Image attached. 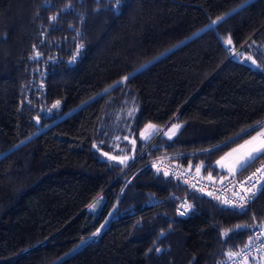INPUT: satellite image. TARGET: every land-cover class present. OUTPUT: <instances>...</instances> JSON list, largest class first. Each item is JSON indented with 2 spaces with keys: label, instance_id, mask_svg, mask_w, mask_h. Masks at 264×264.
<instances>
[{
  "label": "trees",
  "instance_id": "obj_1",
  "mask_svg": "<svg viewBox=\"0 0 264 264\" xmlns=\"http://www.w3.org/2000/svg\"><path fill=\"white\" fill-rule=\"evenodd\" d=\"M115 4L0 0V264H217L264 226V191L244 211L193 191L179 217L187 186L152 165L223 178L216 161L264 126V0ZM237 225L253 227L221 236Z\"/></svg>",
  "mask_w": 264,
  "mask_h": 264
},
{
  "label": "built area",
  "instance_id": "obj_2",
  "mask_svg": "<svg viewBox=\"0 0 264 264\" xmlns=\"http://www.w3.org/2000/svg\"><path fill=\"white\" fill-rule=\"evenodd\" d=\"M49 61L54 62V60H49ZM43 86H44V81L42 80L39 82V87L43 88ZM55 103H53L51 107L48 108L40 107L38 109V113L43 112L45 115H48L49 112H51V110L60 107L59 104L58 107L53 108V105ZM152 165H155V167L154 166L153 167L156 172H157V168L160 169L159 173L162 174H164V172L167 171L169 172L168 177H171L172 179L177 180L180 183L187 186L186 193L180 196L175 195L174 197L176 199H171L173 203L177 204L176 210L183 201L186 200L188 202L187 194L193 191H197L200 194L211 198L219 197V199L222 201L225 199H231L235 203H239L240 201L238 195L234 196L233 193L235 192L242 195L244 189L252 188L257 180H261L262 178H264V155H259L258 158H256L254 161L249 162L242 169L237 168V171L235 172L234 175H231L229 173L225 177L220 179L218 178L215 179L214 177H211V179H209V177L202 176L199 172L193 171L189 167L181 166L174 161L164 158L156 159ZM257 169H260V171H257ZM250 177L251 179H249ZM185 181H187V183H185ZM193 185L195 187H193ZM209 193H212V195H209ZM258 193L259 192H257V194ZM257 194L251 201H249L246 209L250 206L251 202L256 198ZM237 210L244 211L240 209ZM177 215L179 217H183L180 216L178 212ZM261 231H264V226L259 223H256L252 228V240L251 242L247 243L248 247L247 248H245V246L241 247L238 251H236L241 254L233 259L227 258L225 261L226 264H246L251 259H256L264 256V236H260L259 239L256 238L257 236L260 235Z\"/></svg>",
  "mask_w": 264,
  "mask_h": 264
},
{
  "label": "snow or ice",
  "instance_id": "obj_3",
  "mask_svg": "<svg viewBox=\"0 0 264 264\" xmlns=\"http://www.w3.org/2000/svg\"><path fill=\"white\" fill-rule=\"evenodd\" d=\"M248 0H244V3L247 4ZM122 4V0H116V4L113 5L114 8H117L119 7L120 5ZM233 12L236 11V9H233L232 10ZM227 15V14H225ZM50 20H55V17H49ZM224 19V16H219L216 18V20H213L211 21V24L212 25H216L219 21L223 20ZM225 44L226 45H231L232 44V40L231 38L229 37L226 41H225ZM83 48V44L82 43H78L76 44V52L73 54L72 58H71V61L70 62H74L77 58V56L79 55V52L80 50ZM40 54L39 53H36V56H39ZM247 61H251V63L253 65H256V61L252 59L251 56L249 57H246V62ZM258 67V65H256ZM142 68L144 67L143 65L141 66ZM132 77V74H128L127 76L123 77L122 80L123 81H127L128 79H130ZM120 82H117L116 85H112L110 87H115L119 84ZM105 92L108 91V89H105L104 90ZM60 104V101H56V103L53 105V108H56L58 107ZM133 111L134 110H130L128 115L129 116H132L133 115ZM261 122H257V125H259ZM182 127V125L180 124H173L172 127L164 133L165 136H167L169 138V140H171L176 132ZM146 128L148 129H153L154 131L156 132H159V129L155 128L154 125H147ZM242 132L244 134H246L247 130H242ZM261 137H264V132H259L257 133V136L255 137H252V140L251 141H245V145H252L251 147L248 148V150L243 154L241 155L238 159H236L230 166H227L228 167V170H229V173L231 175H234L235 172L237 171V168H244L250 161L258 158L259 155H264V139H259ZM147 135L145 134V132H141V139L144 140V139H147ZM124 139H127V137H124ZM259 139V142L258 143H253L255 141H257ZM103 143V142H101ZM132 144L133 146L135 147V140L132 141ZM93 147H96V145L94 144ZM215 147V146H214ZM241 147H244V146H241ZM207 151V150H206ZM235 151V150H234ZM105 156H108V159L109 160H117L118 158L115 157V156H109L108 153H104ZM129 160V157L128 156H124L123 158H120L119 159V163L121 164H126V162ZM223 161V158H221V160H218L216 161V164L217 165H220L222 168L226 167V165H224L222 163ZM155 167V165H153ZM200 167H204L203 164H201L200 166H198L197 170L199 171V168ZM160 169L157 168V172L159 173ZM257 171H260V169H257ZM164 176L167 177L169 176V172L165 171L164 172ZM209 179H211V176H209ZM251 179V177L249 178ZM185 183H187V181H185ZM243 183V182H241ZM193 187H195L193 185ZM202 191V189H201ZM259 191H264V178H262L261 180H257L256 183L253 185L252 188H247V189H244L243 190V194H239V193H233L234 196H237L239 197V203H235L233 200L231 199H225L222 201V203L224 205H228L230 207H234V208H237V209H240V210H244L246 209L247 207V204L249 203V201H251L255 195L257 194V192ZM209 195H212V193H209ZM216 199H219V197H215ZM171 199H176L175 197H171ZM90 208H95V205H91ZM177 212L180 216H187L189 215L190 213H193L195 212V208L192 204H189L186 200L183 201L179 207L177 208ZM111 215V214H110ZM103 227V225L101 226ZM253 227L252 225H237L235 226L234 229H231V230H225L224 232L221 233V236L223 237H228L230 236L231 234L233 233H240L241 231H243L244 229H247V228H251ZM101 231L100 228H98L96 230L95 233H92L93 236L97 235L99 232ZM164 233L161 232V235H163ZM260 236H264V231H261L260 232V235L257 236L256 238L259 239ZM252 238L249 237V242H251ZM86 241L85 240H82L81 243H85ZM155 243V242H154ZM248 245L246 244L245 245V248H247ZM153 249H149V251H152ZM157 253H160L161 251H163L161 248H155L154 249ZM241 253L239 252H232V251H229L228 253H226L227 257L229 259H233L235 257H238ZM247 259V258H246ZM217 264H226L225 261H218Z\"/></svg>",
  "mask_w": 264,
  "mask_h": 264
},
{
  "label": "rangeland",
  "instance_id": "obj_4",
  "mask_svg": "<svg viewBox=\"0 0 264 264\" xmlns=\"http://www.w3.org/2000/svg\"><path fill=\"white\" fill-rule=\"evenodd\" d=\"M237 53L236 50H233L232 51V54H235ZM161 55L155 57L154 59H151L150 61H148L147 63L143 64V66L145 67L146 65H148L149 63H151L152 61H154L155 59L159 58ZM142 67L140 66L138 69H141ZM123 81V80H121ZM149 125V124H148ZM152 125V124H151ZM153 131V130H152ZM151 129H148V128H144V130L142 132H145V134L148 136L149 133L152 132ZM259 132H264V126L259 129L258 131L254 132L250 137H248L247 139L243 140L242 142L238 143L237 145H235L234 147H231L223 156H221L218 160H221V158H223V161L222 163L224 165H226V167L222 168L220 165H217V167H219L220 170H224V171H228V167L227 166H230L236 159H238L241 155H243L249 147H251L252 145H245V141H251L252 140V137H255L257 136V133ZM263 137L259 138V139H262ZM259 139L255 142H253L254 144L255 143H258L259 142ZM241 146H244V147H241ZM235 150V151H234ZM130 158V157H129ZM135 160V158L133 159ZM217 160V161H218ZM88 209H92L90 208V206L88 207ZM259 263L258 264H264V256L262 257H259L258 259H256ZM256 264V263H255Z\"/></svg>",
  "mask_w": 264,
  "mask_h": 264
},
{
  "label": "crops",
  "instance_id": "obj_5",
  "mask_svg": "<svg viewBox=\"0 0 264 264\" xmlns=\"http://www.w3.org/2000/svg\"><path fill=\"white\" fill-rule=\"evenodd\" d=\"M262 139H264V137L262 138ZM251 162V161H250ZM239 168V167H238ZM228 173H229V170L227 171Z\"/></svg>",
  "mask_w": 264,
  "mask_h": 264
}]
</instances>
